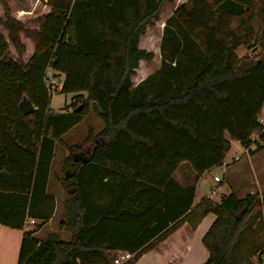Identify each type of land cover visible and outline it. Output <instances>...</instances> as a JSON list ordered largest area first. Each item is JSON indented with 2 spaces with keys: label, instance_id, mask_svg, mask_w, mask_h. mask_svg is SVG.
Listing matches in <instances>:
<instances>
[{
  "label": "trees",
  "instance_id": "16d2710c",
  "mask_svg": "<svg viewBox=\"0 0 264 264\" xmlns=\"http://www.w3.org/2000/svg\"><path fill=\"white\" fill-rule=\"evenodd\" d=\"M168 2L0 0V225L24 231L29 220L39 222L23 234L18 264H115L122 252L132 255L124 264H134L209 214L216 219L203 237L202 264H241L246 255V263L262 264L264 193L195 198L232 141L249 148L262 133L264 0L179 6L165 21L159 71L134 88L140 61L155 57L140 39ZM240 47L252 55L239 57ZM49 70L64 75L61 93L74 94L63 112L50 107ZM24 96L36 108L28 116ZM91 105L104 127L66 145L62 167L59 227L71 238L39 239L55 214L48 184L57 144ZM256 147L251 155L264 151V133ZM179 170L190 172L183 183Z\"/></svg>",
  "mask_w": 264,
  "mask_h": 264
},
{
  "label": "crops",
  "instance_id": "0c3cea01",
  "mask_svg": "<svg viewBox=\"0 0 264 264\" xmlns=\"http://www.w3.org/2000/svg\"><path fill=\"white\" fill-rule=\"evenodd\" d=\"M187 1L188 0H171V2H168V3H175V8L173 10V12H174L179 6L186 3ZM150 28H153V27L147 28L146 34L141 37L140 43H139V47L141 49L147 50L148 52H152V50L149 49L145 45L146 43L144 42V40H146V36H147L148 30ZM162 35H163V33H162ZM154 58L152 61H146V60L140 61L139 68L136 71L137 73L132 78L134 88H136L141 82H143L149 76H151L154 73H156L157 71H159L160 68H158V69L156 68L158 66V64L155 67H152V68L150 67L152 65V63L156 62L155 60L158 59V58H155V59ZM142 69H144V70H142ZM52 74L55 75L56 78H58L61 82H63V80H64L63 74H59V73H56L54 71H52ZM71 95L74 97V94H71ZM91 107H92V105H91ZM69 110H71V109H69ZM90 114L87 117H89ZM86 118L79 125H77L74 129H72L69 133H67L63 137L65 145L64 144L62 145L61 143L57 144V148L55 151V158H54L53 163H52L51 174H50V179H49V184H48V192L55 196L56 208H55V214H54L53 218L49 222H47L43 226V228L50 226L52 224V222L54 221V219L56 218L57 214L60 215V218H61L60 222L63 218V212H64L63 203L66 199V193H65V191L61 185V179L63 177V173H62L63 162H64V159L69 154V152L66 148V145L73 146V145L80 144L79 142L77 143V141H78L77 136L79 134L78 128L83 123H85ZM103 127H104V125L102 122V124L97 126V130H98V128H99V130L95 134H98L103 129ZM91 130L94 132L95 128L92 126V124L88 123L86 125L85 129L82 131L83 138L80 137L81 143L83 142V140L85 138H87V136ZM73 139H75L76 142H73L74 141ZM88 147L90 148V150H92V148L94 146H93V144H89ZM263 153H264V151H262L261 153H258V154L251 155L250 157L247 156V160L249 161L250 165H252V167H251L252 173L249 170H246V166H242L239 164L241 162V159L237 160V162H236L235 158L233 160H230V161L225 159V162L222 165V167H224L225 177L228 174L231 179L233 178V180H235V178L241 179V181H240V188H242L241 190L251 189L249 192H247L246 195L256 194V193L263 194V190L261 188V186H262L261 183L264 182V157H263V155H261ZM57 159H58V162H56ZM253 161L258 163L257 167L253 165ZM213 169L206 172L203 175V177L206 174H209ZM180 172H181V170H179L175 176H177ZM258 173L261 174L260 178L258 177L259 176ZM189 176H190L189 171H186L185 175H184V172H182V178H183L182 183L184 182L185 178L186 177L188 178ZM255 176L258 178V180L256 181V184L253 181V178ZM229 177H228V180H230ZM176 180L179 181V179H176ZM180 183H181V181H180ZM254 185H257V186H254ZM197 187H198V185H197ZM232 190H233V192L237 193L239 197H241V198L244 197V196H241L238 191H235L236 189L232 188ZM196 193H197V191H196ZM209 198H210V196H209ZM211 199L213 200L212 197H211ZM198 203L199 202H196V200H195V204H198ZM215 219H216V217L214 214L207 215L202 220V222L199 224V226L197 227L196 230H192L188 223L182 224L169 237H167L164 241H162L155 249L148 251L147 253L143 254L142 257L138 261H136L134 264H202V263H204L209 257V252L203 244V237L207 233V231L210 229V227L214 223ZM60 222H59V224H60ZM38 223L39 222L37 221L36 224H38ZM25 226L26 227H25L24 231H19V232H21L22 236L25 232L32 230V229H30V230L27 229V224ZM0 227L3 229L4 228L8 229V228L1 226V225H0ZM9 230H11V229H9ZM13 231H16V230H13ZM54 232H49V234L54 233ZM38 233H36V236ZM56 233H59L61 235V238H62L64 233L68 234V231L60 230V232L56 231ZM70 238H71V234H70ZM39 239H44V238H39Z\"/></svg>",
  "mask_w": 264,
  "mask_h": 264
},
{
  "label": "rangeland",
  "instance_id": "374dc122",
  "mask_svg": "<svg viewBox=\"0 0 264 264\" xmlns=\"http://www.w3.org/2000/svg\"><path fill=\"white\" fill-rule=\"evenodd\" d=\"M25 7V3H18L17 7ZM175 8V3H165L161 9L160 13V20L156 23V26L153 28H150L148 30L146 40L144 42L146 43L145 45L152 50L155 54V61L153 62L152 65L150 66L155 67L157 64L158 66L156 67L157 69L161 67V54H160V44H161V37L163 33V28L165 25V21L173 14V10ZM251 53V54H250ZM252 55V50H248L246 47H240L237 50V55L239 57H243L246 55ZM154 58V59H155ZM145 66V65H144ZM144 70V69H142ZM48 83L52 84L51 86V104L50 107L53 111L55 112H62L64 108L67 105H70L72 103V98L73 96L71 94H63L60 92L62 88V82L56 78L55 75L52 74V70L48 71ZM61 83V84H60ZM61 85V86H60ZM92 108V107H91ZM91 113V114H90ZM90 116L86 118L85 123H83L79 128H78V141L77 143H81L80 137L83 138L82 131L85 129L86 125L88 123L92 124V126L95 128L94 134L97 133V126L102 124L101 119L94 113L92 112V109L89 112ZM88 114V115H89ZM97 117H96V116ZM99 118V119H98ZM74 140V141H73ZM73 142H76L75 139H73ZM72 143V142H71ZM232 148L230 152L226 156V160H233L236 157H239L241 159V162L239 163L242 166H246V170H249L252 173V165H250L249 161L247 160V155L245 154V148L236 141H232ZM261 153V152H260ZM264 157V153L261 154ZM58 162V159L57 161ZM237 162V161H236ZM257 164L255 161H253V165L257 167ZM261 164V163H260ZM262 165V164H261ZM182 172L181 171L177 176H175L176 179H179V182L183 180L182 178ZM258 177L260 178L261 174L258 173ZM219 176L223 179V181L218 184L214 181V177ZM229 175L227 174L225 177L224 174V167L218 166L215 167L209 174H206L204 177L202 176L201 179L199 180V184L197 187V193H196V202H200L202 198L204 197H212L213 200L217 203H220L222 200V197L224 195H228L231 192H233L232 188L236 189L235 191H238L241 196H244L249 192L251 189H244L241 190L240 188V181L241 179L233 178L228 180ZM258 178L255 176L253 178L254 183L256 184V181ZM261 183V182H260ZM261 188L264 193V182L261 183ZM257 186V185H254ZM215 190L216 193L212 194V191ZM61 191V190H60ZM60 215L57 214L56 218L52 222L50 226H47L40 231L37 234V237L39 238H45L49 232H56L62 230L59 227V222H60ZM34 224L28 221L27 229H34ZM70 232L68 234L64 233L62 240L63 241H69L70 240ZM21 241H22V234L19 231H13L9 229H3L0 227V264H18L19 260V253H20V246H21ZM259 242L264 243V236L262 235L259 237ZM241 252H238V257L240 256ZM245 259H242L241 264H248L246 263V258L247 255L244 256ZM250 258L251 262H255L257 255H253Z\"/></svg>",
  "mask_w": 264,
  "mask_h": 264
},
{
  "label": "built area",
  "instance_id": "2783aa9c",
  "mask_svg": "<svg viewBox=\"0 0 264 264\" xmlns=\"http://www.w3.org/2000/svg\"><path fill=\"white\" fill-rule=\"evenodd\" d=\"M258 120H259L260 124H262V126H263L262 133H264V109L262 110V113L260 114ZM262 133L254 134L253 137H252L253 144L249 148H245V154L248 157L251 156V151L252 150L253 151L256 150V148H257L256 147V142L259 140L260 134H262ZM239 159H240L239 157L235 158L236 161L239 160ZM214 181L216 183L220 184L223 181V179L221 177H219V176H215L214 177ZM215 193H216V191L213 190L212 194H215ZM30 222L35 225L37 221L36 220H30ZM27 225H28V222H27ZM131 258H132L131 254L122 252V253L119 254L118 258L116 259L115 264H124V263L128 262L129 260H131ZM260 262L262 264H264V253L261 254V256H260Z\"/></svg>",
  "mask_w": 264,
  "mask_h": 264
},
{
  "label": "water",
  "instance_id": "95a60500",
  "mask_svg": "<svg viewBox=\"0 0 264 264\" xmlns=\"http://www.w3.org/2000/svg\"><path fill=\"white\" fill-rule=\"evenodd\" d=\"M82 108L83 106H80V108L76 109V112H79ZM20 109L25 116L31 115L36 111L33 103L26 96L20 102Z\"/></svg>",
  "mask_w": 264,
  "mask_h": 264
}]
</instances>
